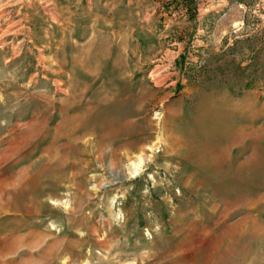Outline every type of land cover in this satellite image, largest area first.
<instances>
[{
	"label": "rangeland",
	"instance_id": "374dc122",
	"mask_svg": "<svg viewBox=\"0 0 264 264\" xmlns=\"http://www.w3.org/2000/svg\"><path fill=\"white\" fill-rule=\"evenodd\" d=\"M2 6L0 264H264V0Z\"/></svg>",
	"mask_w": 264,
	"mask_h": 264
},
{
	"label": "trees",
	"instance_id": "16d2710c",
	"mask_svg": "<svg viewBox=\"0 0 264 264\" xmlns=\"http://www.w3.org/2000/svg\"><path fill=\"white\" fill-rule=\"evenodd\" d=\"M231 49V51L236 50ZM252 51H254L255 47H250ZM256 55L250 60V64L242 66L241 64L234 66L232 70L233 72L230 73L231 79H237L238 77H242L243 79L240 81L243 86H240L239 92L241 93L244 89H253L256 87V81L259 76L264 74V63L260 62L258 52H255ZM260 62V63H259ZM232 90V89H231ZM233 91H235L233 89Z\"/></svg>",
	"mask_w": 264,
	"mask_h": 264
},
{
	"label": "bare ground",
	"instance_id": "6f19581e",
	"mask_svg": "<svg viewBox=\"0 0 264 264\" xmlns=\"http://www.w3.org/2000/svg\"><path fill=\"white\" fill-rule=\"evenodd\" d=\"M6 1V0H5ZM12 1V0H11ZM5 6H8V5H5ZM5 6H2V7H0V10H3L4 8H5ZM20 21V20H19ZM19 25V22H17V26ZM16 26V25H15ZM14 26V27H15ZM17 31H21V28H17ZM224 128V127H223ZM220 130H222V129H220ZM223 131V130H222ZM226 131V130H225ZM216 133V132H215ZM223 133V132H222ZM211 135H213V134H211ZM218 135V134H217ZM216 135V136H217ZM221 135V134H220ZM219 136V135H218ZM217 138V137H216ZM222 138H224L225 140H227L228 141V144L227 145H232V144H234L236 141H237V137L236 136H234V134H233V132L232 131H229V132H225L224 133V135H223V137ZM221 139V138H220ZM211 149V148H210ZM143 161H146V159H143ZM249 166L250 167H254V166H256V164H255V160H254V163H252V164H250L249 163ZM245 167H240L239 168V170H243ZM251 202V201H250Z\"/></svg>",
	"mask_w": 264,
	"mask_h": 264
}]
</instances>
